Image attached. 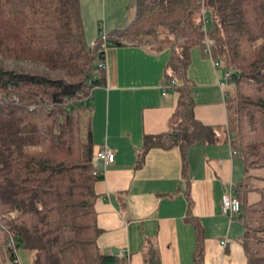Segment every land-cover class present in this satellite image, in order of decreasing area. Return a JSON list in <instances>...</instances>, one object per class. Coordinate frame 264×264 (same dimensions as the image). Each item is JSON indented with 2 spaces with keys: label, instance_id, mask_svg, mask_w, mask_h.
<instances>
[{
  "label": "trees",
  "instance_id": "1",
  "mask_svg": "<svg viewBox=\"0 0 264 264\" xmlns=\"http://www.w3.org/2000/svg\"><path fill=\"white\" fill-rule=\"evenodd\" d=\"M136 7V20L111 46L171 47L165 83L176 82L180 95L176 144L184 155L217 141L194 114L192 48L231 74L226 139L245 165L234 189L242 204L236 219L246 264H264V0H137ZM105 60L100 36L86 40L80 0H0V264H13L21 249L35 253L34 264L119 262L99 247L95 208L104 176L95 167L90 103L106 83ZM164 139L146 136L145 152ZM189 221L201 264L204 229Z\"/></svg>",
  "mask_w": 264,
  "mask_h": 264
},
{
  "label": "crops",
  "instance_id": "2",
  "mask_svg": "<svg viewBox=\"0 0 264 264\" xmlns=\"http://www.w3.org/2000/svg\"><path fill=\"white\" fill-rule=\"evenodd\" d=\"M136 5L137 0H80L88 44L101 28L120 40L136 20ZM171 58L169 45L106 50L107 80L90 103L95 151L108 147L115 154L108 165L95 160L104 176L95 185L99 247L115 255L117 264H197L192 216L204 229L201 264H246L245 228L222 210L223 195L245 180V165L226 139L221 75L200 47L192 48L187 76L194 114L215 130L217 141L193 144L184 155L175 137L180 95L171 90L164 96L162 89ZM146 136H165L163 146L145 152ZM18 257L34 264L33 252L19 251Z\"/></svg>",
  "mask_w": 264,
  "mask_h": 264
},
{
  "label": "built area",
  "instance_id": "3",
  "mask_svg": "<svg viewBox=\"0 0 264 264\" xmlns=\"http://www.w3.org/2000/svg\"><path fill=\"white\" fill-rule=\"evenodd\" d=\"M101 32L99 34L100 38L104 42V47L107 50L108 47L111 46V36L105 32L103 28H101ZM206 44H208V50L207 53H210L209 47L211 46L210 42L206 40ZM214 68L216 71L219 69V63L215 62L213 60ZM100 67H104L103 65H100ZM106 67V66H105ZM230 78L231 74L229 72H224L223 79L220 81V87L223 89V91L230 86ZM176 85V82L171 83H164L162 84L163 89V95L167 96L168 93L173 90L174 86ZM236 153L233 152V156H235ZM101 160L106 165L114 163L115 161V154L108 148L103 147L98 152H96V158L95 160ZM98 173V172H96ZM222 210L225 216H227L230 220H235L238 218L242 211V204L240 200L236 197L234 189L231 187L230 190L225 193L222 197ZM223 246L225 247L227 245V241L225 240L223 243ZM13 264H24L19 257L16 258Z\"/></svg>",
  "mask_w": 264,
  "mask_h": 264
},
{
  "label": "rangeland",
  "instance_id": "4",
  "mask_svg": "<svg viewBox=\"0 0 264 264\" xmlns=\"http://www.w3.org/2000/svg\"><path fill=\"white\" fill-rule=\"evenodd\" d=\"M99 28H100V27H99ZM101 30H102V29H100V32H101ZM99 34H100V33H99ZM122 40H123L124 42H128V40H127L126 38H124V39H122ZM154 44H155V43H154ZM154 44H153V45H154ZM153 45H148V46H153ZM155 45H156V44H155ZM217 72H218V74L221 75V80H222V79H223L224 70L219 69ZM20 251H22V249H21ZM8 264H12V263L9 262Z\"/></svg>",
  "mask_w": 264,
  "mask_h": 264
},
{
  "label": "water",
  "instance_id": "5",
  "mask_svg": "<svg viewBox=\"0 0 264 264\" xmlns=\"http://www.w3.org/2000/svg\"><path fill=\"white\" fill-rule=\"evenodd\" d=\"M175 137L178 138V134H176Z\"/></svg>",
  "mask_w": 264,
  "mask_h": 264
}]
</instances>
